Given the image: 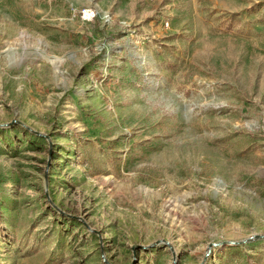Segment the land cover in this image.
<instances>
[{
	"label": "rangeland",
	"instance_id": "obj_1",
	"mask_svg": "<svg viewBox=\"0 0 264 264\" xmlns=\"http://www.w3.org/2000/svg\"><path fill=\"white\" fill-rule=\"evenodd\" d=\"M0 264H264V0H0Z\"/></svg>",
	"mask_w": 264,
	"mask_h": 264
},
{
	"label": "built area",
	"instance_id": "obj_2",
	"mask_svg": "<svg viewBox=\"0 0 264 264\" xmlns=\"http://www.w3.org/2000/svg\"><path fill=\"white\" fill-rule=\"evenodd\" d=\"M81 16L84 19H92L95 16V12L91 8H85L81 11Z\"/></svg>",
	"mask_w": 264,
	"mask_h": 264
}]
</instances>
